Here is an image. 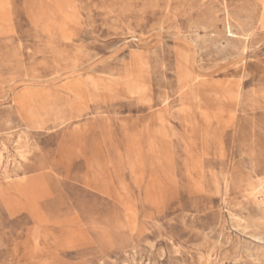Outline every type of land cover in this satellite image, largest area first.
I'll use <instances>...</instances> for the list:
<instances>
[{
  "label": "rangeland",
  "instance_id": "1",
  "mask_svg": "<svg viewBox=\"0 0 264 264\" xmlns=\"http://www.w3.org/2000/svg\"><path fill=\"white\" fill-rule=\"evenodd\" d=\"M0 264H264V0H0Z\"/></svg>",
  "mask_w": 264,
  "mask_h": 264
},
{
  "label": "bare ground",
  "instance_id": "2",
  "mask_svg": "<svg viewBox=\"0 0 264 264\" xmlns=\"http://www.w3.org/2000/svg\"><path fill=\"white\" fill-rule=\"evenodd\" d=\"M194 29V28H193ZM248 31V30H247ZM207 112V111H206Z\"/></svg>",
  "mask_w": 264,
  "mask_h": 264
}]
</instances>
